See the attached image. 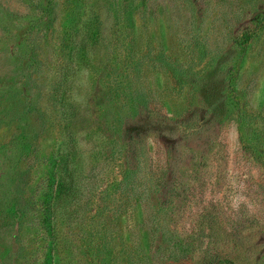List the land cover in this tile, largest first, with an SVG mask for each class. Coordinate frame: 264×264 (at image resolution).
Returning a JSON list of instances; mask_svg holds the SVG:
<instances>
[{"label":"rangeland","instance_id":"rangeland-1","mask_svg":"<svg viewBox=\"0 0 264 264\" xmlns=\"http://www.w3.org/2000/svg\"><path fill=\"white\" fill-rule=\"evenodd\" d=\"M0 264H264V0H0Z\"/></svg>","mask_w":264,"mask_h":264},{"label":"trees","instance_id":"trees-1","mask_svg":"<svg viewBox=\"0 0 264 264\" xmlns=\"http://www.w3.org/2000/svg\"><path fill=\"white\" fill-rule=\"evenodd\" d=\"M48 11L49 13L53 12V8L51 5H48ZM90 24L86 23L84 26L87 29H89ZM80 30L81 28L80 29L78 28L75 32L73 31V33L67 34L69 35L67 40L70 48L69 49V53L71 55L70 60L72 63H75L78 69H80L82 65L84 66L85 62L87 61V43H88L87 40H85V37H81L78 41H74L73 36L77 38ZM95 33L96 31L93 34ZM66 103H64L63 105L62 112L68 110L67 112L68 114H66L68 115V118L69 116L71 117L76 116L78 113V107H76V105H74L73 103L70 102H68L67 104ZM69 119L71 120V118ZM69 122L70 121H68V123ZM66 129H67L66 133L69 139L68 144L66 148H64V150L60 153L59 158L56 159L55 161L56 162L55 166L57 167V170H61V174L57 178V185L54 192L55 193L54 200H57L62 194L65 197H69L72 193L74 194L75 192L78 191L77 187H75V181L73 179V176H74V172L78 170V167H82L84 162L82 154L78 152V145H77L78 139H76L75 136V131H74L75 129H73L72 126L69 127L66 126ZM140 131L141 130L138 129L136 130V133L140 134ZM46 210H48V212L49 211L54 212L55 206H53V210H51L50 203H47Z\"/></svg>","mask_w":264,"mask_h":264}]
</instances>
